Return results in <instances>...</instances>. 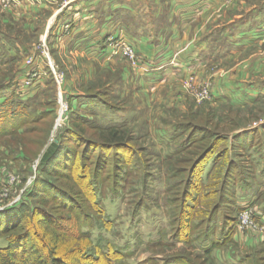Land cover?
I'll return each instance as SVG.
<instances>
[{
  "label": "rangeland",
  "instance_id": "obj_1",
  "mask_svg": "<svg viewBox=\"0 0 264 264\" xmlns=\"http://www.w3.org/2000/svg\"><path fill=\"white\" fill-rule=\"evenodd\" d=\"M223 1V5L209 11L208 26L226 23L254 4L264 3ZM67 3L68 0H60L58 6L63 8ZM13 7L0 5V30L18 36L22 46L13 50L12 58L7 46H0V97H10L9 105L21 103L31 120L15 116L17 126H10L7 133L0 135V211L22 201L36 200L29 197L30 190L38 179L44 154L56 141L62 145L63 156L50 164L59 167L60 173H68L69 178L47 176L67 190L76 185L72 196L80 207L74 212L62 207L52 210L58 215L52 228L42 223V216H36L24 222L13 236L31 234L33 241L55 247V255L68 264H142L149 259L153 264H164L175 256H189L201 264H264V230L256 222L237 230V242L215 250L213 255L201 254L195 248L199 238L191 243L172 240L177 227L172 224V218L178 217L173 204L177 194L187 196V203H191L190 195L208 194L209 203L224 194L226 218H238L246 207L263 213L264 188L258 186L264 187V99L238 106L213 100L212 90L225 78L236 75L264 80V44L239 56L214 59L182 77L165 81L159 89L143 90L139 83L126 79L132 66L130 60L104 64L71 54L69 48L64 49L52 38L49 14L25 19ZM111 36L102 42L100 53L104 60L114 59L109 57L106 42ZM10 120L6 121L11 124ZM177 126H186L187 132L181 134ZM112 128L128 137L130 150L95 144L103 142V135ZM194 130L206 138L175 154ZM251 132L256 134L255 140L239 138ZM89 139L95 142H88ZM192 150L201 155L189 162ZM215 152H222L223 156L204 168V174L211 173L210 187L205 188L199 184V171L204 157ZM98 159L108 163L101 166ZM64 163L69 170L62 166ZM178 169L181 171L176 174ZM117 174L124 176L119 192H99L104 210L98 215L92 209L94 187L90 180L93 175L105 177L109 179L107 187ZM81 206L101 220L91 230L93 243L97 242L98 247L89 246L94 248L98 261L88 258L87 240L77 230L76 217L84 213ZM39 209L45 208L39 205ZM197 214L189 208L180 221L189 229L195 223L192 216ZM223 218L221 214L217 232L224 226ZM104 220L108 221V228L104 227ZM108 243L122 247L124 254L106 261L101 247ZM5 245L6 240L0 237V246ZM240 257L245 260L237 263L235 258Z\"/></svg>",
  "mask_w": 264,
  "mask_h": 264
},
{
  "label": "crops",
  "instance_id": "obj_2",
  "mask_svg": "<svg viewBox=\"0 0 264 264\" xmlns=\"http://www.w3.org/2000/svg\"><path fill=\"white\" fill-rule=\"evenodd\" d=\"M58 1L16 0L13 10L25 19L49 14L48 25L56 44L99 63L129 61L120 57L104 60L100 51L106 36L131 43L140 64L132 63L126 79L139 83L143 90L159 89L165 81L214 59H229L264 44V3L234 15L236 19L208 26L209 11L223 5V0H68L63 8ZM0 42L6 43L12 55L22 46L18 36L2 30ZM212 95L213 100L233 105L254 104L264 99V80L239 75L225 78L213 88Z\"/></svg>",
  "mask_w": 264,
  "mask_h": 264
},
{
  "label": "trees",
  "instance_id": "obj_3",
  "mask_svg": "<svg viewBox=\"0 0 264 264\" xmlns=\"http://www.w3.org/2000/svg\"><path fill=\"white\" fill-rule=\"evenodd\" d=\"M1 44L2 46H7L6 43L3 42H0V46ZM7 53L9 54V56H11L10 58L13 57L11 53V49L7 48ZM1 98L2 97H0V135L7 133L8 128L10 126L12 127L17 126V124L15 123L17 118L15 116L21 115L20 117L21 118L23 117L25 121L31 120L30 114L25 111L26 109L24 106L21 105V103H18L17 105L14 104L9 105L8 100L10 97L9 98L4 97L3 100ZM6 120H10L11 124L8 123L9 121ZM12 120L14 122H12ZM177 128L181 132V134L187 132L186 126H182V127L177 126ZM103 137H104L103 142L95 143V144H99L100 146H103L108 149H113L118 147V148H125L126 151L130 150L128 144V137L122 136L121 133L117 131L116 128L110 129V131H108L106 135H103ZM242 137H252L253 140H255L256 134H253V132H251L239 136V138ZM205 138H206L205 135L203 136L201 135V131L194 130L190 132V135L187 136L186 144H184L182 148L179 147L177 150H175V154L184 151L192 144H194L196 141L203 140ZM239 138L237 141H239ZM262 140L264 142L263 138ZM88 142H95V141L89 139ZM62 150L63 149L61 143L56 141L53 143L51 148L48 151H46V153L44 154L41 161L42 168L39 172L38 179L35 182L34 186L31 188L32 190H30L31 195H29L30 198H33L34 196L36 198L35 201L29 199L28 201L19 202L11 207H8L3 211H0V232H2V234H0V237L6 240V245L0 246V264H68L64 260V258L55 255V249H56L55 247L50 248L49 244H47L46 246L45 244L43 245L37 243V241H33V239L31 238L32 237L31 234L26 236L25 233L18 234L16 238L13 236V233L18 232L17 231L18 229L21 230L23 228L24 222L28 220L31 221L36 216H42V220H43L42 223L45 226L52 228V226L55 225L56 219L58 218V215L55 214L52 210H57L58 208L62 207L66 211L74 212L75 210H77V208H80L79 206L76 205V199L72 196V193L75 192L76 185H74L72 189L67 190L64 187L58 185L57 184L58 181L52 180L50 178L52 176L55 177L56 179H58L59 177L63 179L69 178L68 173L62 174L60 173L61 169L59 167L50 164L52 160L61 159ZM199 155H201V152L197 150H192L191 152H189V156L187 160L189 162H192L194 159L199 157ZM222 156H223L222 152L220 153L215 152L210 156L204 157L205 159L199 171L200 173L199 184L201 186L205 188H209L211 184L210 183L211 173L204 174V168L206 167V165L209 164L211 161L214 162L217 161ZM85 158L87 159V157ZM260 159L263 160V158ZM100 162H101L100 163L101 166H105L108 163L107 160ZM257 162H262V161H257ZM66 163H64L62 166L65 167L66 170H69V167L65 165ZM46 171H48L49 173H47ZM179 171L181 170L179 169L176 170V174H178ZM47 175L50 177H48ZM123 177L124 176H121L120 174L114 175L112 179V183L108 184L107 187L106 184L109 179H106L105 177L102 178L99 175H93V177L91 178L90 181L92 182V186L94 187L93 207L92 206L91 207L92 209L96 210L98 215L103 214V210H104L103 205L99 199V192L105 193V190H109L111 194L112 193L118 194ZM258 187L264 188L262 185H259ZM220 189L222 190L223 187H220ZM223 196L224 194L220 195L218 199L209 201L208 203L206 202L209 199L208 194L202 196L196 195L193 197L190 195L191 203H187L188 202L187 196L183 194L175 195L176 200L173 204L176 206V209L174 210V214L177 212L178 217L177 215H175L172 218V224L174 225L176 224L177 226L176 229L174 230V233L172 234V238H173L172 240L175 239L176 242H178L181 241L182 239L184 243H191L195 241V239L198 240L199 238V240L200 239L201 240L198 242V246L196 245L194 246L197 250L200 251L201 254L203 253L204 255L205 254L213 255V252L215 250L221 247H225L226 245L231 244L233 242L236 243L237 241L235 238V233L237 230L235 225L237 218L231 219V218H226L224 216V210H223L224 207H222L224 201ZM39 205H42V208L45 209L38 210ZM81 208L84 209L83 206H81ZM189 208L196 210L198 214L197 216L196 215L192 216L195 220V223L189 225L190 227L188 229V226L184 227L180 219L181 216L182 218L183 216H186V212L189 211ZM261 208L264 214V207ZM86 211L87 209H84L83 215L76 217L77 230L79 236H82L87 240L86 242L87 244L85 245V252L87 253L88 258L94 261H98L99 258L97 253L95 252L94 248L89 249V246L94 244L93 243L94 241L92 240L91 237V230L96 229L97 220L100 222L101 220L100 217L96 218L94 215H90ZM221 214L224 217L223 218L224 226H222L220 231L217 232L218 230L217 221ZM104 222H105L104 227L108 228V224H107L108 221L104 220ZM189 230L191 231L190 233H188L187 235L183 234L184 231L188 232ZM94 246L98 247V243L96 242ZM101 248L103 250L102 255L105 257L106 261L108 262H110L109 260L113 259V257H115L116 254H124L121 249L122 247L120 246L112 247L111 243L105 244V247H101ZM47 250L49 251V254L46 253ZM107 251L109 252L106 253ZM244 260L245 258L243 257H240V259L235 258V261L237 263H241ZM142 264H153V263L152 260L149 259L148 261H145ZM164 264H201V263H199L196 259H193L189 256H182V257L175 256V257H171L170 260L166 261Z\"/></svg>",
  "mask_w": 264,
  "mask_h": 264
},
{
  "label": "built area",
  "instance_id": "obj_4",
  "mask_svg": "<svg viewBox=\"0 0 264 264\" xmlns=\"http://www.w3.org/2000/svg\"><path fill=\"white\" fill-rule=\"evenodd\" d=\"M227 1V0H226ZM16 0H0V5L3 7H13L16 4ZM69 26H67L68 28ZM107 47L110 51L109 57L114 58H124L130 60L131 63L135 65L140 64V57L137 53L135 47L127 42L124 39L117 38L115 36H111L106 39ZM29 64L32 63V60L28 61ZM53 67V65L51 64ZM54 68V67H53ZM208 94V93H206ZM252 222H256L262 229L264 230V214L259 213L254 208L246 207L240 211L236 221V230H243L249 227V224Z\"/></svg>",
  "mask_w": 264,
  "mask_h": 264
}]
</instances>
